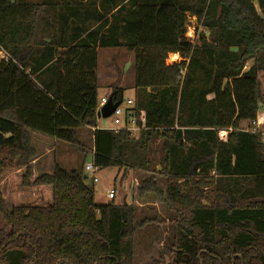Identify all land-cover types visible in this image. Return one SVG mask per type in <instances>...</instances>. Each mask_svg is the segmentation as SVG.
I'll use <instances>...</instances> for the list:
<instances>
[{"label":"trees","instance_id":"1","mask_svg":"<svg viewBox=\"0 0 264 264\" xmlns=\"http://www.w3.org/2000/svg\"><path fill=\"white\" fill-rule=\"evenodd\" d=\"M110 1L0 0V176L24 169L22 186L51 188L49 205L11 210L0 192V264H133L136 208L96 205L84 163L29 181L31 133L74 146L84 128L99 172L165 179L169 264H264V145L248 131L262 102L264 0H127L125 13ZM189 18L203 32L195 44ZM117 48L133 55L135 136L97 129V50ZM124 93L107 99L121 106ZM137 193L162 196L154 178Z\"/></svg>","mask_w":264,"mask_h":264},{"label":"rangeland","instance_id":"2","mask_svg":"<svg viewBox=\"0 0 264 264\" xmlns=\"http://www.w3.org/2000/svg\"><path fill=\"white\" fill-rule=\"evenodd\" d=\"M111 2L110 0H107ZM95 2V0H91ZM123 2L124 13L127 8V0H119ZM90 5V3H89ZM76 5L73 6V8ZM117 6H121L117 4ZM124 15V14H123ZM111 18V16H110ZM109 19V18H108ZM202 30L197 27L194 18L188 19V26L186 27V36L193 44L197 42L198 35L202 34ZM185 36V37H186ZM186 37V38H187ZM123 42V41H122ZM120 53L124 56L120 58ZM111 57V58H110ZM125 48H117L110 50L109 53L101 52L99 55V67L102 73H109L112 75V80L115 83H120L122 79L125 86L124 102L127 99L134 97V90L129 86L133 83V57ZM108 59H112L114 67L111 69L107 66ZM118 61V62H117ZM178 55H170L166 62L168 64L179 62ZM122 62L125 74H122ZM111 80V81H112ZM257 80L259 83V93L262 102L258 104V115L264 113V71L258 72ZM110 81V80H109ZM101 93V92H100ZM97 129L100 128H123L121 121L115 122L112 117L97 120ZM89 130L83 129L77 134V145H69L63 142H56L46 145L53 148V156L55 162L60 168L64 170H75L77 164L82 162V154L90 152L88 137ZM40 134H31V147L33 148L36 159L30 162L29 168L31 177L29 181L32 182L40 174L45 173L49 168L51 169V162L49 157L40 160V154L44 153V147L40 144ZM91 162V155H87L85 163ZM77 163V164H76ZM52 164V166H53ZM79 167V166H78ZM18 171V172H17ZM20 171V172H19ZM15 173V174H14ZM19 173V174H16ZM25 175L24 169L4 171L0 176L1 195L5 196L6 208L9 210L11 207L19 206H40L49 203L51 192L48 186H22V177ZM87 183L93 185L94 188V202L96 205L109 204L111 200L108 198L110 190L115 192L114 203L120 204L122 197L125 202L136 208V224H141L136 227L135 235L133 238L134 256L133 264H169L171 257L168 254V247L172 240V227L169 223V218L172 214L166 209L163 204V194L165 191V179L160 177L157 173H146L141 171H128L123 176V171L118 172L117 169L109 168L97 173V183H92L89 176L85 174ZM154 178L155 182L162 193L158 197L152 194H146L139 197L137 187L142 180ZM224 188L234 189L235 183L223 180L219 183ZM2 196V197H3ZM3 223L0 219V228Z\"/></svg>","mask_w":264,"mask_h":264},{"label":"crops","instance_id":"3","mask_svg":"<svg viewBox=\"0 0 264 264\" xmlns=\"http://www.w3.org/2000/svg\"><path fill=\"white\" fill-rule=\"evenodd\" d=\"M26 2H38V1H41V0H25ZM53 2H56V3H59V2H63V1H67V2H72V3H80L82 5L86 4L89 2V0H51ZM97 2H99V0H97ZM85 12V11H84ZM84 15L80 16V18H82ZM110 50L112 51L113 49H98L97 50V66H96V78H97V83H98V97L99 99L103 98V97H107L108 93H109V90L111 87H119V88H124L125 86L123 85V81L122 79L120 80V83H115V81L112 80V75L110 74V72L107 74L106 72L105 73H102L101 70H100V67H99V64H98V61H99V55L101 52H106V53H109ZM132 55V54H131ZM171 55H176V54H171ZM1 56V55H0ZM123 54L120 53V56H119V60L118 61H121V57L123 58ZM170 56V55H169ZM168 56V57H169ZM133 57V55H132ZM131 57V58H132ZM111 58V57H110ZM117 61V62H118ZM107 66L108 68L111 69V67L113 68L114 66V63L112 61V59H108L107 61ZM125 63L122 62L121 66H122V74H125V71H124V68H123V65ZM110 80V81H109ZM112 80V81H111ZM132 82L131 84H129V86L132 88ZM101 92V93H100ZM127 100H133V98L131 99H127ZM264 113L261 115L263 116ZM257 117H259V115H257ZM99 120V119H98ZM98 128V127H97ZM84 129H88V128H84ZM100 129H110V128H100ZM83 131V129H81ZM81 130H79L77 132V134H79V132H81ZM89 130V137H88V146H89V149H90V152L88 154H82V162L77 164L79 167H81L83 165V163H85V159H86V156L87 155H91V161H92V129H88ZM32 134V133H31ZM40 141L42 144V146L44 147V150L45 152L40 154V160L41 159H44V158H47L49 157L50 159V162H51V169L49 168V170H47L45 173H42L40 175H43V174H51L52 171H53V168H54V165H57L56 163L53 164L55 162V157L53 156V148H50L48 147L46 144L47 143H50L52 144V146L54 145V143L56 142H59L55 139H52V138H49V137H46L44 135H41L40 134ZM53 164V166H52ZM85 165V164H84ZM78 166L76 167V169L78 168ZM18 172V171H17ZM20 172V171H19ZM15 174V173H14ZM16 174H19V173H16ZM50 188V187H49ZM1 189V187H0ZM1 191V190H0ZM50 192H51V188H50ZM2 194V193H1ZM3 196V195H2ZM3 199L5 201V204H6V199H5V196H3ZM124 199V197H122V200ZM51 203V197H50V201L49 203L45 204V205H40V206H46V205H49ZM102 205H105V204H102ZM13 207L9 208V210H11Z\"/></svg>","mask_w":264,"mask_h":264},{"label":"built area","instance_id":"4","mask_svg":"<svg viewBox=\"0 0 264 264\" xmlns=\"http://www.w3.org/2000/svg\"><path fill=\"white\" fill-rule=\"evenodd\" d=\"M188 38L192 39L193 37H187V39ZM0 55H1L0 61L9 60V57L1 49H0ZM107 100H108L107 97H103L99 99V104L96 111L97 113L107 103ZM132 108H133L132 100H126L121 106L115 108L111 117L113 118V120H115V122L121 121L123 123V128L122 129L118 127L110 128L112 131L118 133L119 131L126 130L130 132L132 136H135L140 131V128L136 126ZM248 131L250 133L260 135L262 138L261 139L262 143L264 145V115L257 117L255 121L250 123ZM226 132L227 131H220L218 132V136L222 137L223 135H225ZM92 157H93V151H92ZM83 171L85 174L89 176V179L92 181L93 184L98 182L97 173L99 172V170L98 167H96L92 161L84 165ZM114 196H115V192L113 190H110L108 193V198L112 200L114 199Z\"/></svg>","mask_w":264,"mask_h":264},{"label":"water","instance_id":"5","mask_svg":"<svg viewBox=\"0 0 264 264\" xmlns=\"http://www.w3.org/2000/svg\"><path fill=\"white\" fill-rule=\"evenodd\" d=\"M115 105H113L111 101V97L108 98L107 103L101 108V110L96 113V118L97 119H106L111 117L115 110ZM84 179H87L86 176H84ZM123 203L126 204L125 198L123 199Z\"/></svg>","mask_w":264,"mask_h":264}]
</instances>
